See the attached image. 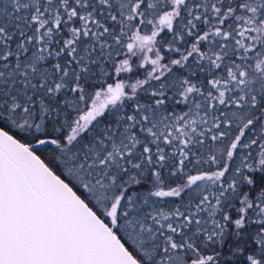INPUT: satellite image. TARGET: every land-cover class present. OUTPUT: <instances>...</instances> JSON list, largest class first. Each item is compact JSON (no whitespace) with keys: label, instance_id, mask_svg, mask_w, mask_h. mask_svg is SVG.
<instances>
[{"label":"snow or ice","instance_id":"obj_1","mask_svg":"<svg viewBox=\"0 0 264 264\" xmlns=\"http://www.w3.org/2000/svg\"><path fill=\"white\" fill-rule=\"evenodd\" d=\"M0 264H264V0H0Z\"/></svg>","mask_w":264,"mask_h":264}]
</instances>
